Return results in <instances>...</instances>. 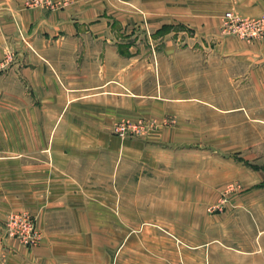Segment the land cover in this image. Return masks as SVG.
Returning a JSON list of instances; mask_svg holds the SVG:
<instances>
[{
    "label": "crops",
    "instance_id": "obj_1",
    "mask_svg": "<svg viewBox=\"0 0 264 264\" xmlns=\"http://www.w3.org/2000/svg\"><path fill=\"white\" fill-rule=\"evenodd\" d=\"M23 2L0 0V61L11 59L0 70V219L36 214L44 239L29 252L0 228V264H68L62 255L77 234L93 260L97 228L106 238L115 225L121 264L129 255L160 264L161 236L169 264H264V37L222 29L226 11L260 16L264 0L167 2L148 33L131 13L112 18L111 0H71L56 11ZM150 101L173 115V131L138 148L110 135L119 115ZM183 154L198 163L189 178ZM221 155H240L226 178L214 163L201 176V158ZM154 163L161 185L139 175ZM163 203L169 237L138 211ZM222 203L221 214L206 213ZM125 210H136L128 233ZM110 253L103 243L109 262Z\"/></svg>",
    "mask_w": 264,
    "mask_h": 264
},
{
    "label": "rangeland",
    "instance_id": "obj_2",
    "mask_svg": "<svg viewBox=\"0 0 264 264\" xmlns=\"http://www.w3.org/2000/svg\"><path fill=\"white\" fill-rule=\"evenodd\" d=\"M56 4H54V6H45V5H41L39 6L38 4H36L37 0H24L23 2V8L24 9H44L45 11H56L59 8H62L63 6H61V4L65 5L68 4L70 1L69 0H63L62 3L57 2L56 0H54ZM181 1L182 0H111L110 2V12L112 14V18H114L116 15L118 16H124L125 14H133L134 18H132L134 20V25H143L145 26V31L147 30L148 32H151L155 29V25H154V20L157 19L156 13H158L159 11H164V10H160L161 8H164L168 2V4H172L174 3V5L176 6H181ZM158 9V10H157ZM242 15V14H241ZM159 17H161L159 15ZM119 19V18H118ZM223 31L225 34L227 35H236V34H228L225 32L224 28L222 27ZM238 36V35H236ZM240 37V36H238ZM242 38V37H241ZM243 39V38H242ZM9 58V57H7ZM11 61V59H8V61H6V59L4 58L3 61H0V70L3 69L7 63H9ZM156 62H154V67L156 69ZM157 104H153L152 101L149 102L148 104V108L146 110H143L142 112L136 111V104H133V112L131 115H119L117 117V119L113 122V124L111 125V130H110V135L112 137H115L117 139H119L120 141H129L131 144V147H139V145L144 144V142L148 143V140H150L151 138H154L156 136H158V133L162 130V128H169L171 131L174 130L173 124V115L167 113L166 115H161L160 112H158L157 110ZM166 128V129H167ZM216 143H218V141H215ZM173 144V143H172ZM171 143H167L166 145L171 146ZM173 146V145H172ZM158 150H160V145H157ZM156 147L153 146V151H155L157 149ZM167 149H171V148H167ZM155 155H159V151L153 152ZM183 156H185L184 158V163L182 164L186 170V174H187V178L191 177L193 175V172L191 170L192 166H196L198 163L193 162V159H190L187 155L183 154ZM240 158V155H235V156H206V157H202L201 161H200V170H202V174L201 176H204L205 171H208L209 168V164H216L217 165V169H218V180L220 181L221 179L226 178V172L228 169V165L233 164L234 166L236 164H238V160ZM225 166L227 169H225ZM141 168L147 167L146 169H143V171L150 169L153 172H143V174L139 173V175L141 176V179H148L151 178L154 180L155 184L154 185H161L163 182H165V173L164 171H162V167L161 165H156V163H154L152 165V167H148V166H140ZM140 179V178H139ZM158 187V186H156ZM237 186L235 185V187L231 188L230 190H228V192L233 191L234 188H236ZM226 188V187H225ZM223 190V201L225 202V204L229 203V199L227 198V194L228 192ZM158 194H162V191H156V199L158 198ZM128 196V195H127ZM109 197V196H108ZM124 197V195H123ZM111 199L114 198V196H110ZM159 199L161 200L162 197H159ZM224 203H222V205L218 206H214V205H209L208 207L205 206V211L206 213H222L223 211H225V205H223ZM207 209V210H206ZM138 211L144 212L145 216H142V220L144 218L148 219V220H153L154 222H156L155 224L159 225L157 226L156 229H158L164 236H168L169 237V233H167L165 231V229L161 226H164L166 224H168V214H167V206L161 205V206H157L154 208H143V209H139ZM136 210H125L124 211V216H125V221H126V225H125V230L126 233L132 231V228L135 227L134 225H127L130 222H132V218L133 216H135ZM26 214L28 217H30L31 222H34L36 224V228L33 229V231L30 233L28 228H27V222L28 219L24 218V220L20 219L18 224H14V216L16 214ZM109 213V216L111 218H116L115 213L114 212H107ZM97 212H93L92 213V217L95 221V219L97 218L95 215H97ZM111 214V215H110ZM145 219V220H146ZM1 220V224H0V228L2 229L3 234H5V237L7 239H11L16 241L18 244L20 243L24 248H26L29 252H34V250L36 249L37 246H39L43 239H44V233L41 227V223L40 220L38 218V216L36 214H32L31 212L27 211V210H18V211H8L6 212L4 215H2ZM10 227L12 228V230L14 231V234H11L9 229ZM163 228V229H161ZM109 231H111L110 233V237L106 238H102V232L100 231V228H97V233H99V235L96 237V239H99V242L97 243L99 248L98 250L95 249L94 252V258L93 260H90L88 258H90V255H88V252H90V246L85 244L84 241H82V238L80 235H76V237H78V239L80 240V242L75 243L72 245L71 250L66 251V249H64L63 255H62V259L63 261H66L68 264L74 263V264H121V261L119 260L118 256H117V250H118V245H117V237H113V236H117L118 233L116 231V225L115 226H110ZM107 229V230H108ZM106 231V229H104ZM96 231V230H95ZM32 234V235H31ZM32 236V239H31ZM160 240L158 241V244H160L161 247H167L166 252H165V257H167V250H170V246L167 242H164L163 237H159ZM196 239V237L194 238ZM194 239H190L191 241H193ZM103 243L105 245H108L110 247V254H111V261L109 262V260H105L102 257L101 254V249H102V245ZM64 246V245H63ZM167 253V254H166ZM159 257L162 259L160 264H169L168 260L165 259V257H163L162 255L159 254ZM125 259V257H124ZM127 259H129V263L131 264H135V262H133L135 259L133 257V255H129L127 256ZM109 263H108V262ZM179 264H184V261L182 260V258L179 259ZM194 264V263H193Z\"/></svg>",
    "mask_w": 264,
    "mask_h": 264
},
{
    "label": "built area",
    "instance_id": "obj_3",
    "mask_svg": "<svg viewBox=\"0 0 264 264\" xmlns=\"http://www.w3.org/2000/svg\"><path fill=\"white\" fill-rule=\"evenodd\" d=\"M36 4H38L39 6H54V4L56 3L54 0H37ZM222 23L226 33L236 34L245 40L247 39L251 41L264 37V13L260 14V16H243L240 13H237L236 11L230 9L222 15ZM5 59L6 61H8L7 57ZM13 216L15 218V225L19 223L20 219H28L26 225L30 233L33 231V229L36 228V224L34 222H31L30 217H28L26 214L18 213ZM9 231L11 234H14V231L11 227Z\"/></svg>",
    "mask_w": 264,
    "mask_h": 264
}]
</instances>
